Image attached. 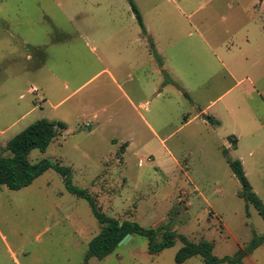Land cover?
Masks as SVG:
<instances>
[{
  "label": "rangeland",
  "instance_id": "1",
  "mask_svg": "<svg viewBox=\"0 0 264 264\" xmlns=\"http://www.w3.org/2000/svg\"><path fill=\"white\" fill-rule=\"evenodd\" d=\"M133 2L144 25L155 18L148 10L174 9L171 0ZM181 6L200 7L189 20L166 17L171 40L155 47L163 71L127 0H0V154L10 155L8 140L34 121L62 122L44 151L29 152L31 163L68 167L72 184L108 216L159 227L155 241L165 231L204 239L221 258L264 236L263 219L238 196L226 163L243 160L264 204V2ZM173 76L184 89H158ZM246 77L258 92L247 80L237 83ZM205 107V122L186 123ZM100 228L88 202L70 194L53 169L19 190L0 188V264H84ZM181 246L176 239L151 255L147 238L130 235L86 264H178ZM180 264L204 262L192 256ZM242 264H264V242Z\"/></svg>",
  "mask_w": 264,
  "mask_h": 264
},
{
  "label": "trees",
  "instance_id": "2",
  "mask_svg": "<svg viewBox=\"0 0 264 264\" xmlns=\"http://www.w3.org/2000/svg\"><path fill=\"white\" fill-rule=\"evenodd\" d=\"M127 2L140 26L141 32L145 35L146 31L137 6L133 0H127ZM149 44L151 55L156 59L158 65L161 66V59L157 55L152 42L149 41ZM169 82L171 81L164 79L162 84ZM207 120L211 124H218V122L212 117H208ZM62 129H65V125L62 122H52L46 119H39L10 138L6 143V148L10 152V155L0 154V188L4 186L9 190H19L30 185L34 179L48 169H53L60 174L63 178L65 189L75 197L86 200L93 216L101 225L100 231L88 242L84 264H86L90 257L102 260L112 254L117 247L118 242L126 234L139 235L147 238L148 252L151 255H155L163 249L171 247L175 240L178 239L182 244L174 256V261L178 264L183 263L192 256H200L204 264H241L242 259L246 255L250 254L264 242V236H254L244 249L236 250L231 256L218 258L213 254V243L210 241L202 239L193 242L182 234L169 231L162 233L160 241H155V237L160 229L159 227L144 228L137 222L128 220L119 222L117 219L108 216L98 208L96 200L87 190L72 184L71 171L68 167L46 159H42L35 163H31L28 160V154L31 150L37 149L44 151L49 143L57 137L58 131ZM228 140L233 144V148L235 149L236 139L231 136ZM121 147L124 148L125 144ZM226 163L240 185L238 196L247 204L252 205L264 221V204L256 193L253 192L252 187L244 174L240 160H232L227 157Z\"/></svg>",
  "mask_w": 264,
  "mask_h": 264
},
{
  "label": "crops",
  "instance_id": "3",
  "mask_svg": "<svg viewBox=\"0 0 264 264\" xmlns=\"http://www.w3.org/2000/svg\"><path fill=\"white\" fill-rule=\"evenodd\" d=\"M171 2L174 5V9L173 10H165V9H151V10H148L149 17H155V18H153V19L150 18V20L148 21L149 22L148 25L147 24H145V25L143 24V26L145 28V31H146V34L144 35L142 32H141V34L143 36L147 35L150 39L153 40L154 44L153 43L152 44L154 46V49H155V47H157V43L159 41H163L164 39L165 40H171L170 39L171 37L167 34V31L164 30V27H163V25L166 22V17L172 16V15H178V16H181V17L185 18V20H189V18L194 16L199 11V7H200V6H197V7L187 8V7L181 6V5H187L190 2V0H180L179 2H177L175 0H171ZM263 2H264V0H260L261 4ZM244 12H246V11H244ZM141 20H142V18H141ZM167 22H169V21L167 20ZM142 23H143V20H142ZM192 28L195 29L198 32V36H199L200 40L205 44L206 48L209 51L214 53V51L211 49L209 43L207 42V39L205 38V36H203V34H201V32H199V30H198L199 28H197V26H195L193 24H192ZM263 34H264V31H263ZM176 37H177L176 35L172 36L173 41L176 40ZM263 49H264V47H263ZM262 53H263V57H264V50H263ZM157 55H158V53H157ZM160 59H161V66L158 65V67H159L160 70L166 71L167 70V68H166V60L164 58H161V57H160ZM216 59H218L217 56H216ZM220 63H221V65L224 68L226 76L228 78H231V79L234 78V74H233V71L231 70V68L226 67L223 62H220ZM169 79H170L171 82L166 83V84H162L163 81H161V83L158 85V89L161 88L162 91H163L168 86H174V85L177 86L179 89L180 88L184 89V85L182 84V82L179 79L176 78V76H173L172 78H169ZM245 80L249 81V83L252 86L253 90H255L253 82L248 77L238 80L237 83H240V82L245 81ZM255 91L258 92L257 89ZM156 95H159L158 90L156 91ZM263 104H264V101H263ZM206 109H207V107L199 110L198 113L195 116H193L191 119H189L186 123H188L192 119H195V118H198V117H201L202 121L205 122L204 114H202V112H205ZM123 144H125V143H123ZM224 144H225L226 148H230L229 143L225 142ZM236 147H237V140H236ZM236 147H235V149H236ZM240 162H241L242 169H243V160L241 158H240ZM248 255H246V256H248ZM241 264H242V262H241Z\"/></svg>",
  "mask_w": 264,
  "mask_h": 264
},
{
  "label": "water",
  "instance_id": "4",
  "mask_svg": "<svg viewBox=\"0 0 264 264\" xmlns=\"http://www.w3.org/2000/svg\"><path fill=\"white\" fill-rule=\"evenodd\" d=\"M130 238V235L129 234H126L119 242L117 245H120L122 244L125 240L129 239Z\"/></svg>",
  "mask_w": 264,
  "mask_h": 264
},
{
  "label": "built area",
  "instance_id": "5",
  "mask_svg": "<svg viewBox=\"0 0 264 264\" xmlns=\"http://www.w3.org/2000/svg\"><path fill=\"white\" fill-rule=\"evenodd\" d=\"M147 160H148V161H150V159H149V158H147Z\"/></svg>",
  "mask_w": 264,
  "mask_h": 264
}]
</instances>
